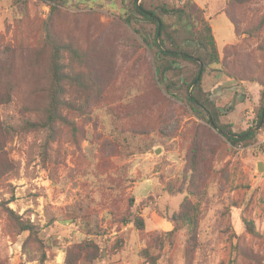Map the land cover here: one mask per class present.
I'll return each mask as SVG.
<instances>
[{"label": "rangeland", "instance_id": "374dc122", "mask_svg": "<svg viewBox=\"0 0 264 264\" xmlns=\"http://www.w3.org/2000/svg\"><path fill=\"white\" fill-rule=\"evenodd\" d=\"M25 1L26 11L22 0H0V71L7 62L6 47H12L15 78L28 67L41 36L39 21L49 11L44 3ZM185 1L146 2L155 8L161 2ZM193 2L214 27L221 61L202 66V86L233 131L254 127L264 90L258 83L264 80V55L259 49L264 43V21L258 24L264 0L230 6L237 35L220 12L225 0ZM129 3L64 0L52 14V30L86 53L87 66L81 68L92 83L85 91L67 86L70 107L63 112L80 129L76 140L68 125L58 123L57 136L46 154L44 131L11 132L6 141L4 150L15 161L17 172L0 183V264H64L65 249L85 239L98 243L105 252L93 264H144L140 250L149 237L171 230L168 218L185 194L168 193L166 186L171 180L177 182L185 167L190 138L199 144L197 168L204 182L209 181L216 159L225 165L218 177L219 189H210L203 201L192 264H220L222 260L227 264L232 248L227 236L233 232V242L237 240L242 249L237 264H264L263 239L248 233L241 219L248 215L256 229L264 232V129L255 130L250 144L229 149L218 132L195 115L183 91L176 97L167 93L153 73L154 48L144 41L153 25L137 17L131 25L126 23L123 16ZM164 19L177 41L194 45L198 22L190 23L181 13ZM20 39L26 45L22 60L18 57ZM180 65L182 75L170 78L182 83L195 73L196 66ZM20 102V95L15 94L0 104V120L17 128L24 116ZM258 162H262L261 171ZM239 174V181L246 180L248 188L234 190L232 178ZM5 202L20 220L33 224L34 236L11 229L1 208ZM235 203L239 206L233 207ZM134 214L143 218V231L127 220ZM118 238L122 242L117 247ZM184 240L181 230L172 244L163 247L158 264H184L177 250Z\"/></svg>", "mask_w": 264, "mask_h": 264}, {"label": "trees", "instance_id": "16d2710c", "mask_svg": "<svg viewBox=\"0 0 264 264\" xmlns=\"http://www.w3.org/2000/svg\"><path fill=\"white\" fill-rule=\"evenodd\" d=\"M22 1L24 3L23 9L26 11V1ZM36 1L46 4L49 11L46 17L39 21L41 36L34 45L33 56L28 67L20 73L19 78L14 77L10 62L13 58L11 55L15 54V50L8 46L6 47L7 62L3 71H0V104L8 103L15 94H19L21 97L20 107L24 115L20 118L17 128L0 120V183L14 178L17 172L15 161L9 158L4 150L6 141L10 135L12 136L11 132L23 134L30 131H44L46 133L43 146L44 154H46V148L50 147V143L57 136L58 123L68 125L72 138L76 140L80 129L77 125L69 123L63 112L70 107V102L66 98L67 86L76 85L81 91H85L92 83L89 75L81 68L87 66L86 53L72 40H62L52 30V14L59 6L63 5L64 0ZM146 1L138 0L136 3V0H130L129 5L126 6L123 20L131 25L133 19L137 17L147 24L153 25L151 36L149 38L144 37V41L148 46L154 48L153 73L162 82L165 91L175 97L177 92L183 91V98L195 115L204 119L209 128L218 132L227 148L250 144L256 137V131H250V126L240 132L233 131L229 123L221 120L220 108L209 98V93L202 86V72L205 66L221 63L211 25L202 15L203 10L195 7L193 0H186L182 4L161 2L155 8L149 6ZM247 1L249 0H225V7L222 12L231 23L235 35L238 34V24L231 16L230 6ZM180 13L188 16L190 23L192 20L199 23V30L195 32V36L192 38L194 47L177 41L169 31V23L164 19L172 15L179 17ZM29 20L28 16L24 15V21L27 23ZM158 21L160 28L157 34ZM263 21L264 13L260 16L258 24L263 23ZM17 45L18 57L22 60L26 45L23 44L22 39L18 40ZM259 49L264 55V43L259 45ZM180 62L196 66L195 73L182 83L180 80L174 81L170 78L173 75L177 77L182 75L183 67L177 66ZM200 62L204 66L201 71L199 69ZM221 69H225L224 65ZM169 79L171 82H168ZM251 80L258 82L257 79ZM258 83L264 86V80ZM262 115L264 118V90L257 112V124ZM261 128L264 129V119ZM190 142L191 146L185 159L186 165L176 179L177 182L173 184V180H171L166 186L168 193L185 192V194L178 210L168 218L172 224L171 230L149 237L145 247L140 250L139 256L144 264H158L163 247L167 243L172 244L176 234L181 230L185 232V240L182 245L178 246L177 250L184 259V264L193 263V254L198 248L197 225L203 210L202 204L210 189H219L218 177L224 171L225 165L221 160L216 159L211 168L209 181L204 182L197 168L198 141L196 138H190ZM241 179L240 174L233 176L232 188L234 190L248 188L247 181H239ZM250 199L251 197L245 202V209ZM6 203L8 202L1 203V208L11 225V229L15 233L28 231V236H34L33 224L29 220H20L18 214ZM228 206L229 204H227V209H229ZM238 206L236 203L233 205V207ZM241 219L248 233L261 237L264 241V232L256 229L255 223L248 215L243 214ZM127 220L133 221L136 228L143 231L144 220L141 216L134 214L131 219ZM235 238L234 232L233 235L230 233L227 236L232 247L227 264H237L238 256L242 253L237 240L233 242ZM116 241H118L116 242L118 247L122 240L118 238ZM104 256L105 252L98 243L85 239L65 249L64 264H93L95 260ZM41 259H45L44 254H42ZM220 264H224L223 260Z\"/></svg>", "mask_w": 264, "mask_h": 264}, {"label": "water", "instance_id": "95a60500", "mask_svg": "<svg viewBox=\"0 0 264 264\" xmlns=\"http://www.w3.org/2000/svg\"><path fill=\"white\" fill-rule=\"evenodd\" d=\"M157 20H158V19H157ZM159 28H160V24H159V21H158V31H157V34L159 33ZM202 66H203L202 63L200 62V67H199L200 71H201V69H202ZM262 121H263V115L261 116V118H260L258 124H257L256 126H254V127H251L250 131H255L256 129H258V128L261 126ZM262 169H263L262 162H258V163H257V170H258V171H261Z\"/></svg>", "mask_w": 264, "mask_h": 264}, {"label": "crops", "instance_id": "0c3cea01", "mask_svg": "<svg viewBox=\"0 0 264 264\" xmlns=\"http://www.w3.org/2000/svg\"><path fill=\"white\" fill-rule=\"evenodd\" d=\"M220 12H222V11H220ZM211 25V24H210ZM211 28H212V32H213V35H214V37H215V40H216V43H217V45H218V42H217V38H216V36H215V30H214V27L211 25ZM225 44V43H224Z\"/></svg>", "mask_w": 264, "mask_h": 264}]
</instances>
